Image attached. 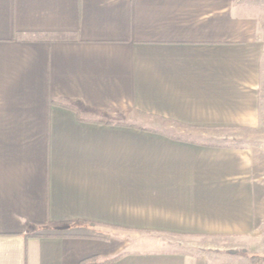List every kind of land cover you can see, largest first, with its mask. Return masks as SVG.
I'll use <instances>...</instances> for the list:
<instances>
[{
    "label": "crops",
    "instance_id": "0c3cea01",
    "mask_svg": "<svg viewBox=\"0 0 264 264\" xmlns=\"http://www.w3.org/2000/svg\"><path fill=\"white\" fill-rule=\"evenodd\" d=\"M260 12L262 0H0V264L264 254V143L191 136L263 131Z\"/></svg>",
    "mask_w": 264,
    "mask_h": 264
},
{
    "label": "rangeland",
    "instance_id": "374dc122",
    "mask_svg": "<svg viewBox=\"0 0 264 264\" xmlns=\"http://www.w3.org/2000/svg\"><path fill=\"white\" fill-rule=\"evenodd\" d=\"M264 1V0H262ZM261 17L262 14L264 12H260ZM264 16V14H263ZM262 82H263V89H264V65H263V72H262ZM264 96V93H262ZM172 126L171 129H169L167 132L170 133H174V132H178L179 130V126L176 125H170ZM183 129V128H181ZM188 129L184 130L185 132ZM193 132H198L197 135H191V136H197L196 138L199 139L200 141L204 142V143H212V144H216V145H222V146H243V145H247V144H261L264 143L262 142V139L260 137H263L264 135V129L262 132L254 134L253 138L247 139V138H241V139H234L235 137L231 134V133H227L224 131H220L218 133H212L210 134V132H204L206 134V136H199V134H201L202 132L199 130H192ZM187 133V132H186ZM191 134V133H190ZM196 134V133H194ZM233 137H231V135ZM262 135V136H261ZM195 138V137H194ZM165 241L167 243V246H170L171 250H179V251H183V252H191L192 250L195 251V249L193 247H190L188 244H186L185 242H183L180 238H176V237H165ZM228 253H232L235 255H240L242 254V252L240 251L239 253L237 251H229ZM264 255V254H261ZM241 256L240 259L238 258H232V261H235L236 263L238 262V260L240 261V264H251L248 262L247 260V256ZM230 258V259H231Z\"/></svg>",
    "mask_w": 264,
    "mask_h": 264
},
{
    "label": "trees",
    "instance_id": "16d2710c",
    "mask_svg": "<svg viewBox=\"0 0 264 264\" xmlns=\"http://www.w3.org/2000/svg\"><path fill=\"white\" fill-rule=\"evenodd\" d=\"M119 257L101 259L98 256L90 257L79 262V264H109L118 260ZM251 264H264V255H251Z\"/></svg>",
    "mask_w": 264,
    "mask_h": 264
}]
</instances>
